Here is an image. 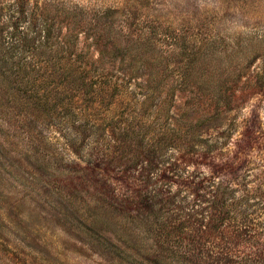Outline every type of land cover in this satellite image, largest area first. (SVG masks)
<instances>
[{
	"label": "rangeland",
	"instance_id": "rangeland-1",
	"mask_svg": "<svg viewBox=\"0 0 264 264\" xmlns=\"http://www.w3.org/2000/svg\"><path fill=\"white\" fill-rule=\"evenodd\" d=\"M35 1L45 0H0L2 19ZM62 1L113 9L156 40L170 110L142 125L138 111L125 115L149 150L131 145V163L92 168L87 116L3 115L0 264H264V0ZM197 51L206 81L192 88ZM108 135L98 156L112 153Z\"/></svg>",
	"mask_w": 264,
	"mask_h": 264
},
{
	"label": "trees",
	"instance_id": "trees-1",
	"mask_svg": "<svg viewBox=\"0 0 264 264\" xmlns=\"http://www.w3.org/2000/svg\"><path fill=\"white\" fill-rule=\"evenodd\" d=\"M26 5L15 8L12 4L7 10L13 22L2 19L0 6V119L7 115L36 123L59 118V123L68 113L87 116L83 128L97 136L91 139L88 134L83 145L92 149L98 145L96 159L89 161L91 168L103 162L114 167L123 158L131 163L124 154L131 145L140 152L149 150L144 147L145 135H134V124L129 125L125 115L138 111L142 125L151 110L165 114L170 110V92L159 97L165 84L164 52L156 40L134 33L128 17L115 19L113 9L92 11L62 0L35 1L32 8ZM202 54L194 53L190 63ZM185 71L189 87L206 81L195 75L192 63ZM135 84L138 90L130 88ZM215 111L202 115L203 121L196 125L228 109ZM8 127L15 128V123ZM102 132L100 140L93 139ZM107 132L112 153L98 156Z\"/></svg>",
	"mask_w": 264,
	"mask_h": 264
}]
</instances>
